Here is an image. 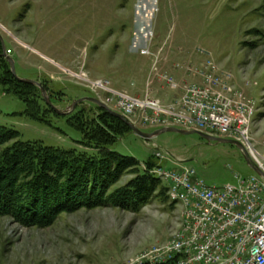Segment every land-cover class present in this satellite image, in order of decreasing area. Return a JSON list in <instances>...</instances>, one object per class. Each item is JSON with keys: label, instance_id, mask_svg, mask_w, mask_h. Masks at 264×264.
<instances>
[{"label": "rangeland", "instance_id": "374dc122", "mask_svg": "<svg viewBox=\"0 0 264 264\" xmlns=\"http://www.w3.org/2000/svg\"><path fill=\"white\" fill-rule=\"evenodd\" d=\"M148 33L150 55L141 56ZM0 36L16 77L43 84L58 110L96 98L119 114L132 108L126 120L144 133L160 126L158 114L145 112V102L168 105L182 95L150 73L152 67L179 86L198 84L189 69L210 61L253 102L250 142L264 156V0H0ZM23 112L24 104L0 86V127L17 132L21 142L97 154L79 144V132L64 116L43 115L42 123ZM109 150L134 158L140 170L148 160L158 164L159 153L171 160L161 166L181 163L210 187L253 175L235 147L196 135L143 140L131 133ZM134 176L124 174L109 192ZM178 220L179 209L156 192L133 210L82 207L59 213L45 227L1 216L0 264H132L167 242Z\"/></svg>", "mask_w": 264, "mask_h": 264}, {"label": "built area", "instance_id": "2783aa9c", "mask_svg": "<svg viewBox=\"0 0 264 264\" xmlns=\"http://www.w3.org/2000/svg\"><path fill=\"white\" fill-rule=\"evenodd\" d=\"M152 36L148 33V43L139 55H150ZM189 70L199 83L177 86L171 77L160 75L156 65L152 67L150 73L162 77L170 89L182 91L175 103L145 102V112L159 115L157 129L195 130L236 141L264 176V156L250 142L253 102L233 89L230 76L214 63L206 61L199 69ZM130 102L131 107L136 104ZM131 112L132 108L126 109L121 115L130 121ZM156 158L159 163L153 174L162 178L169 201L179 209L177 229L167 242L132 264H264V177L253 173L236 177L234 185L210 187L193 169L176 162L167 169L161 165L171 160L159 153Z\"/></svg>", "mask_w": 264, "mask_h": 264}, {"label": "trees", "instance_id": "16d2710c", "mask_svg": "<svg viewBox=\"0 0 264 264\" xmlns=\"http://www.w3.org/2000/svg\"><path fill=\"white\" fill-rule=\"evenodd\" d=\"M0 86L24 104L23 114L31 120L44 123L43 115L47 114L63 117L44 103L37 87L13 77L2 56L1 43ZM86 103L64 117L68 126L79 132V144L96 151L94 156L45 147L39 142H21L17 132L0 127V217L10 216L22 226L45 227L59 213L82 207L133 210L155 192L163 202L169 200L167 186L149 174L158 167L155 161L148 160L143 164L145 169L140 170L134 158L109 150L131 134L129 127L103 109ZM127 173L135 176L110 193V188Z\"/></svg>", "mask_w": 264, "mask_h": 264}, {"label": "water", "instance_id": "95a60500", "mask_svg": "<svg viewBox=\"0 0 264 264\" xmlns=\"http://www.w3.org/2000/svg\"><path fill=\"white\" fill-rule=\"evenodd\" d=\"M0 43L2 46V56L4 57V59L7 61V63L9 64V68H10V72L13 75V77L22 83L25 84H30L33 85L35 87H37L40 91L41 97L44 101V103L56 114L59 116H67L69 114H71L74 109L76 108L77 105L83 103V102H87L90 104H93L101 109H103L104 111H106L107 113H109L110 115L117 117L118 119H120L122 122H124L129 129L131 130V133L138 136L139 138L143 139V140H150L153 137H156L160 134H164V133H175V134H180V135H196L199 138H201L202 140H204L206 143H216V144H225V145H230L235 147L239 153L242 155L245 165L254 173L257 174L261 177H264L263 174L253 166V164L251 163L250 159L247 156V153L245 152L243 146L233 140H228V139H220L217 137H213V136H209L206 134H203L201 132L195 131V130H182V129H178V128H174V127H167V128H161L158 130H155L152 133H144L142 132L140 129H138L134 124L128 122L121 114L116 113L112 110H110L105 104H103L102 102H100L98 99L96 98H92V97H84L81 99L76 100L74 103H72L69 107H67L65 110L60 111L58 110L56 107H54L47 95V92L45 91V89L36 81L33 80H27V79H19L16 77L15 74V67H14V61L13 59L7 55L6 53V49L4 46V42L2 37L0 36Z\"/></svg>", "mask_w": 264, "mask_h": 264}, {"label": "crops", "instance_id": "0c3cea01", "mask_svg": "<svg viewBox=\"0 0 264 264\" xmlns=\"http://www.w3.org/2000/svg\"><path fill=\"white\" fill-rule=\"evenodd\" d=\"M174 95H172V96H166V98H165V100H167L168 98L170 99V98H172Z\"/></svg>", "mask_w": 264, "mask_h": 264}, {"label": "bare ground", "instance_id": "6f19581e", "mask_svg": "<svg viewBox=\"0 0 264 264\" xmlns=\"http://www.w3.org/2000/svg\"><path fill=\"white\" fill-rule=\"evenodd\" d=\"M158 130V129H157ZM204 134V133H203ZM217 137V136H216ZM217 138H220V139H225V138H223V137H217Z\"/></svg>", "mask_w": 264, "mask_h": 264}]
</instances>
